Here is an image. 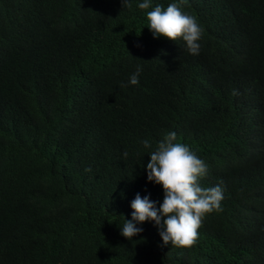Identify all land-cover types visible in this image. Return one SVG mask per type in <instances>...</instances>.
<instances>
[{
  "label": "trees",
  "instance_id": "trees-1",
  "mask_svg": "<svg viewBox=\"0 0 264 264\" xmlns=\"http://www.w3.org/2000/svg\"><path fill=\"white\" fill-rule=\"evenodd\" d=\"M141 2L0 0V264H264V0H185L204 42L195 56L169 46L171 63ZM244 39L255 59L231 96ZM170 131L206 163L201 186L223 189L190 248L164 246L152 221L120 234L137 194L163 202L146 168Z\"/></svg>",
  "mask_w": 264,
  "mask_h": 264
},
{
  "label": "clouds",
  "instance_id": "clouds-1",
  "mask_svg": "<svg viewBox=\"0 0 264 264\" xmlns=\"http://www.w3.org/2000/svg\"><path fill=\"white\" fill-rule=\"evenodd\" d=\"M184 3L185 0H176L168 4L166 8L161 5L153 8L152 0H143L138 4L140 10L152 9L146 11L147 28L154 38L160 37L154 40L157 45L151 49L155 54L154 57L161 61L173 62L175 57L167 55L166 50L169 46L182 48V43L186 45L189 54L199 55V43L204 42L203 19L195 11V6L189 10V14L182 11ZM121 4L123 10L132 7L131 0H121ZM249 23L258 24L259 19L254 18L253 14ZM244 40L250 45V53L238 55L231 61L229 71L239 77L230 85L231 96L237 95L241 89L246 88V65L253 63L255 59L257 48L251 39ZM239 42L240 40H236L234 36L227 39L229 47H235ZM141 71L142 68L137 66L136 72L129 78L131 85L139 83ZM191 86L205 102L210 99H220L213 89L205 93L203 88L195 83L191 82ZM142 144L145 149L152 148L147 139L143 140ZM123 155L126 158L128 153L125 151ZM149 156L150 160L146 168L147 180L162 186L163 202H154L149 196L141 197L137 194L130 205L131 219L125 220L120 234L132 240L133 237L143 232V228L137 227V224L152 221L158 229L164 246L171 244V247L190 248L198 239V229L202 225L203 218L213 211L222 210L220 202L223 199V189L219 185L201 186L200 180L207 174V165L187 145L177 142V134L174 131L167 132ZM85 171L91 172V168ZM158 203L159 207H157Z\"/></svg>",
  "mask_w": 264,
  "mask_h": 264
}]
</instances>
